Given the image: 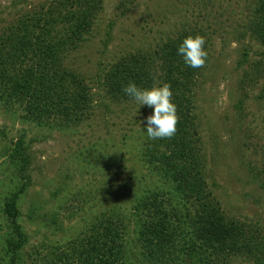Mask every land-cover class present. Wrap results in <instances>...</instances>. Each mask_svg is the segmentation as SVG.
Returning a JSON list of instances; mask_svg holds the SVG:
<instances>
[{
	"label": "rangeland",
	"instance_id": "rangeland-1",
	"mask_svg": "<svg viewBox=\"0 0 264 264\" xmlns=\"http://www.w3.org/2000/svg\"><path fill=\"white\" fill-rule=\"evenodd\" d=\"M54 1L0 0V33ZM103 2L89 40L69 57L71 68L93 79L90 120L71 130L40 129L0 107V264L12 256L6 253L3 201L26 178L29 187L18 204L28 244L18 264H34L54 246L64 247L102 214L128 224L142 194L172 190L144 157L142 130L152 109L109 100L102 76L129 54L154 53L192 32L203 35L208 54L194 92L206 180L225 217L257 228L264 238V48L251 32L259 0ZM20 140L30 160L25 166L15 154ZM228 261L258 264L247 256Z\"/></svg>",
	"mask_w": 264,
	"mask_h": 264
},
{
	"label": "trees",
	"instance_id": "trees-1",
	"mask_svg": "<svg viewBox=\"0 0 264 264\" xmlns=\"http://www.w3.org/2000/svg\"><path fill=\"white\" fill-rule=\"evenodd\" d=\"M104 10L103 0H57L5 27L0 33V107L7 113L20 112L22 122L40 129L71 130L88 122L95 109L93 79L71 68L69 57L89 40ZM251 32L264 48V0H259ZM190 35L203 36L183 33L154 53L129 54L102 76L107 98L115 101H132L123 92L129 82L141 88L171 86L177 131L170 139L147 138L144 157L163 186L172 190L142 194L128 224L102 214L85 234L62 248L54 246L34 264H230L228 260L246 256L264 264L260 230L225 217L206 180L194 106L202 67L189 68L177 55L178 46ZM22 143H17L15 154L25 166L30 160ZM28 180L3 201L9 264H18L28 244L18 204Z\"/></svg>",
	"mask_w": 264,
	"mask_h": 264
},
{
	"label": "clouds",
	"instance_id": "clouds-1",
	"mask_svg": "<svg viewBox=\"0 0 264 264\" xmlns=\"http://www.w3.org/2000/svg\"><path fill=\"white\" fill-rule=\"evenodd\" d=\"M177 55L189 68L203 67L208 55L205 38L201 35L186 37L178 46ZM123 92L139 108L147 106L152 109L151 115L145 118V128L142 130L148 139H170L175 135L178 116L176 105L172 102L173 94L169 84L141 88L134 82H129L123 87Z\"/></svg>",
	"mask_w": 264,
	"mask_h": 264
}]
</instances>
